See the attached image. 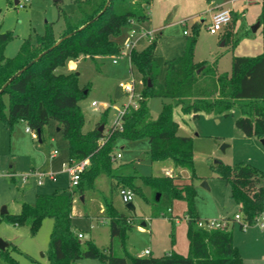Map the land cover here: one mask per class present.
<instances>
[{
    "label": "trees",
    "instance_id": "trees-1",
    "mask_svg": "<svg viewBox=\"0 0 264 264\" xmlns=\"http://www.w3.org/2000/svg\"><path fill=\"white\" fill-rule=\"evenodd\" d=\"M74 1L80 14L77 17L65 15L60 36H55L49 24L45 33L38 35L36 45L26 39L14 57L4 54L13 38L12 32L0 31V118L10 131L20 121L36 132L39 130L40 140L44 127L54 120L68 143L69 163L88 160L76 185L81 192L93 185L102 173L111 177L115 187L130 186L140 192V187L132 182L134 176L124 175L112 167L113 147L119 138L148 140L152 160L170 159L175 167L189 171L188 177L180 170L173 176L143 177L155 194L153 216H158L165 207L170 211L175 200L186 202L189 251L185 255L172 248L160 256L152 253L129 256L127 238L133 225L129 217L112 205L108 208L111 231L108 252L93 240L83 243L71 225L76 190L37 194L33 203L22 202L18 213L4 214L2 219L28 226L34 234L42 220L51 217L54 226L47 252L51 264H76L81 258L98 259L102 264H246L232 230L199 225L203 219L195 207L193 140L178 133L184 119L177 120L174 110L198 118L203 113L228 115L238 109L240 116L236 126L243 134L264 138V51L257 56H234L231 72H219L215 64L195 59L196 35H193L187 38L180 56L165 60L166 73L160 81L157 41L153 39L144 49L133 48L128 52L131 68H136L143 79L137 107H129L121 118V125L114 124L108 132L105 127L99 130L103 121L84 132L85 118L79 101L89 92L90 86L81 84L79 72L57 69L81 57L96 59L119 54L121 45L117 37L122 28L133 22L148 21L147 6L152 0H110L107 6L108 0ZM231 14L234 24L239 14L234 11ZM259 21L263 26L264 45V4ZM26 65L29 66L5 86ZM4 94L9 97L8 112L4 111ZM152 97L169 99L163 102L157 117L152 115L149 106ZM216 173L230 186L231 197L239 205L244 221L256 223L264 211L261 171L248 164L231 167L220 163ZM174 235L173 232L172 246ZM117 248L123 253H118ZM0 256L13 260L7 248L0 249Z\"/></svg>",
    "mask_w": 264,
    "mask_h": 264
},
{
    "label": "rangeland",
    "instance_id": "rangeland-1",
    "mask_svg": "<svg viewBox=\"0 0 264 264\" xmlns=\"http://www.w3.org/2000/svg\"><path fill=\"white\" fill-rule=\"evenodd\" d=\"M226 1V8L238 13L239 17L234 24L231 21L217 33L213 34L209 30L214 10L207 0H152L147 6L150 19L123 27L117 41L122 50L128 52L130 49L126 43L131 39L135 40L136 50L144 49L151 40L156 39L160 81L164 80L166 73L165 60L180 56L187 38L193 35H196V60L215 64L219 72H231L234 56H257L264 51L263 26L253 30L260 22L264 0ZM79 14L74 0H19L18 4L15 0H0V31L9 30L13 34L4 54L7 57L16 56L26 39L36 45L38 35L44 34L49 24L55 36H60L65 15L77 17ZM132 29L136 30L135 35ZM116 58L117 64L113 63L112 56L96 59L81 57L75 60L77 67L74 70L80 73L81 84L90 86L89 92L79 101L85 118L84 132L93 129L100 121L104 122L106 132L117 123L120 110L130 102L131 96L120 85L121 82L134 78V100L139 99L143 87L142 75L136 68H131L128 55L117 54ZM71 69L68 62L57 70L66 72ZM93 101L98 104L93 106ZM167 101V98H150L149 106L154 117L159 115L163 102ZM4 103V111L8 112L7 94H4ZM239 116L238 109L228 115L203 113L198 118L183 114L179 109L174 110L177 120L184 119L178 133L190 136L193 140L196 171L193 184L199 216L203 220L221 221L228 217V229L232 230L245 263L264 264V226H261L264 220L259 219L247 225L246 229L241 228L240 220L233 218L235 214L243 213L231 197L230 186L216 173L220 163L231 167L238 164L253 165L261 171L264 185V138L244 135L236 126ZM27 127L26 123L20 121L10 131L0 118V238L10 243L7 252L13 259L0 256V264H51L47 252L54 220L45 217L36 233L32 234L28 226L4 221L1 210L6 206L9 213L19 212L22 202L33 203L37 194L70 190H76L71 225L75 233L84 234L81 238L83 243L93 240L108 252L111 240L108 208L112 205L132 222L127 238L129 256L142 255L140 252L144 247L151 248L154 256L163 255L172 249L173 232V248L188 254L184 215L186 202L175 200L170 211L165 207L158 216H153L152 201L155 194L143 181L145 176H173L179 170L186 171L188 177L187 169L175 167L170 159L152 160L146 139L119 138L113 153H119L120 157L112 160V167L118 168L124 175L134 176L132 182L141 189L137 192L136 188L127 185L134 193V213L127 208L120 189L114 186V181L107 173L99 175L93 185L83 192L72 185V175L65 166L69 161L68 143L54 120L44 127L41 140L38 135L33 137L26 130ZM223 145H226L225 148H222ZM55 150L58 152L55 153ZM171 166L173 170L166 174L167 168ZM204 181L209 187L202 185ZM117 249L118 253H123L120 248ZM77 263L102 264L93 258H81Z\"/></svg>",
    "mask_w": 264,
    "mask_h": 264
},
{
    "label": "built area",
    "instance_id": "built-area-1",
    "mask_svg": "<svg viewBox=\"0 0 264 264\" xmlns=\"http://www.w3.org/2000/svg\"><path fill=\"white\" fill-rule=\"evenodd\" d=\"M25 1H29V0H25ZM232 20V14H231V10L230 9H227V8H224V7H218L217 8V11L212 15V22L209 26V30L211 33H217L218 31H220L225 25H227L228 23H230ZM184 33H187V31L185 30ZM132 34L135 35L136 34V30L135 29H132ZM152 38V36H150ZM135 46V40L131 39L130 41H128L126 43V47L128 49H133ZM129 50V51H130ZM128 51V52H129ZM128 52H125L124 50H120V53L121 55H128ZM113 63H118V59L116 58V55H113ZM135 79L133 78L131 81H126V82H121L120 85L124 88L125 91H127L128 93L131 94L130 96V102L125 105L121 110H120V113H119V116L117 118V123H115V125L119 126L121 125V118L122 116L126 113L127 109L131 106H134V107H137L138 105V102L141 98V93L138 95V100L135 101L134 100V96H135ZM98 103L97 101H93L92 102V105L93 106H96ZM26 130L28 132H31L32 133V136L33 137H36L38 135V133L34 130H32L30 127H27ZM58 151L55 150V153H57ZM120 157V154H116L114 155L113 159H116ZM88 163V160H83L81 161L80 163H74V164H71L68 163L65 165L66 168L70 171L71 173V183L73 186H76L78 185L79 181H80V178H81V174H82V171L84 169V167L86 166V164ZM41 177V176H40ZM51 177L52 178H55V175L54 174H51ZM39 182H42L41 180H39ZM120 195L123 199L124 202L128 203L130 201H133L134 200V193L131 189L129 188H126V187H122L120 188ZM234 220L235 219H238L240 220V224H242V228L246 229L247 228V225H250L248 224L247 222L244 221L242 215L240 213H237L235 214V217L233 218ZM263 219L264 220V211L258 216V219ZM199 225L200 226H206V227H209V228H220V229H225L228 227V223H227V220L224 219L223 221L221 220H216V219H212V220H202L199 222ZM261 226L263 227L264 226V223L261 224ZM78 236L80 238L84 237V234L83 233H78ZM151 253L150 249H145L144 250V254H149Z\"/></svg>",
    "mask_w": 264,
    "mask_h": 264
},
{
    "label": "water",
    "instance_id": "water-1",
    "mask_svg": "<svg viewBox=\"0 0 264 264\" xmlns=\"http://www.w3.org/2000/svg\"><path fill=\"white\" fill-rule=\"evenodd\" d=\"M55 1H58V0H55ZM109 1H110V0L107 1L106 6L109 4ZM15 2H16V4H18V3H19V0H15ZM106 6H105V7H106ZM259 26H260V22H258V23L253 27V30H256L257 27H259ZM60 40H61V39H60ZM60 40H59V41H60ZM59 41H57V43H58ZM45 52H46V51H45ZM40 56H41V54H40L38 57H36L33 61L37 60ZM28 66H29V65H26V66L23 67L21 70H19L18 72H16V73H15V74L9 79V81L5 84V86H6V85H7L12 79H14L17 75H19L23 70H25ZM5 86L1 89V91L4 90ZM86 92H87V91H86ZM104 127H105V124H101L100 127H99V130H101V131L104 130ZM58 130H60V127H58ZM37 133H38V135H40V131H39V130L37 131ZM225 146H226V145H223L222 148H225ZM202 185L205 186V187H209V186H208V183H207L206 181H204V182L202 183ZM157 197H159V195H157ZM126 206H127V208H129L131 211H133V212L135 213V211H136V207H135V204L133 203V201L128 202V203L126 204ZM7 212H8L7 207L4 206V207L2 208V210H1V213H2V214H7ZM8 245H9L8 242L3 241V239L0 238V249L4 250V249H6V248L8 247ZM77 264H78V263H77Z\"/></svg>",
    "mask_w": 264,
    "mask_h": 264
},
{
    "label": "crops",
    "instance_id": "crops-1",
    "mask_svg": "<svg viewBox=\"0 0 264 264\" xmlns=\"http://www.w3.org/2000/svg\"><path fill=\"white\" fill-rule=\"evenodd\" d=\"M226 0H218V1H216V2H210V4L212 5V9L214 10V12H213V14L217 11V8L218 7H224V8H226ZM228 9V8H227ZM231 11H233L232 9H230ZM212 14V15H213ZM117 64V63H116ZM69 67L70 68H73V70H74V68L75 67H77V62L75 61V60H70L69 61ZM72 70V69H71ZM169 170H173V167L171 166V167H169V168H167V170H166V174H168V171ZM180 172L184 175V176H187V173H186V171H182V170H180ZM237 204V203H236ZM237 206H238V208L240 209V207H239V205L237 204ZM185 212V211H184ZM7 213H9V212H7ZM13 213H18V212H13ZM1 215H4V214H2L1 213ZM185 215V214H184ZM179 217V216H178ZM228 218V217H227ZM226 218V219H227ZM185 220H186V217H185ZM146 224V223H145ZM186 225H187V223H186ZM80 233V232H79ZM82 233V232H81ZM186 233H187V227H186ZM9 245H10V243H9ZM8 245V246H9ZM175 245V244H174ZM173 245V246H174ZM173 246H172V248H173ZM145 249H150V251H151V253H153V251L151 250V248H148V247H144L142 250H141V252L140 253H142V255H143V253H144V250ZM174 249V248H173ZM171 250V249H170ZM175 250V249H174ZM177 251V250H176ZM179 252V251H178ZM181 253V252H180ZM183 254V253H182Z\"/></svg>",
    "mask_w": 264,
    "mask_h": 264
}]
</instances>
